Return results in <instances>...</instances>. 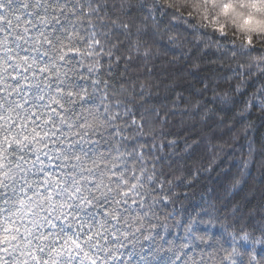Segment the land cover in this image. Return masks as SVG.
Wrapping results in <instances>:
<instances>
[{"label":"clouds","instance_id":"obj_1","mask_svg":"<svg viewBox=\"0 0 264 264\" xmlns=\"http://www.w3.org/2000/svg\"><path fill=\"white\" fill-rule=\"evenodd\" d=\"M0 264H264V0H0Z\"/></svg>","mask_w":264,"mask_h":264}]
</instances>
